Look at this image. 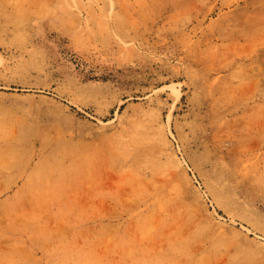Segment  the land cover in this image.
Instances as JSON below:
<instances>
[{"label": "rangeland", "instance_id": "rangeland-1", "mask_svg": "<svg viewBox=\"0 0 264 264\" xmlns=\"http://www.w3.org/2000/svg\"><path fill=\"white\" fill-rule=\"evenodd\" d=\"M0 264H264V0H0Z\"/></svg>", "mask_w": 264, "mask_h": 264}]
</instances>
